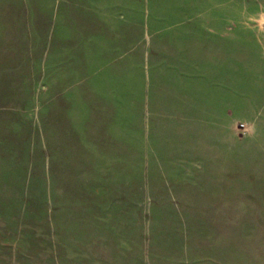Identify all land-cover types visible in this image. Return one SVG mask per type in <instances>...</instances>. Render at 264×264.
Instances as JSON below:
<instances>
[{
  "label": "rangeland",
  "instance_id": "rangeland-1",
  "mask_svg": "<svg viewBox=\"0 0 264 264\" xmlns=\"http://www.w3.org/2000/svg\"><path fill=\"white\" fill-rule=\"evenodd\" d=\"M68 1L0 0V264H264V0H112L111 66L65 51ZM158 51H228V113Z\"/></svg>",
  "mask_w": 264,
  "mask_h": 264
},
{
  "label": "crops",
  "instance_id": "crops-1",
  "mask_svg": "<svg viewBox=\"0 0 264 264\" xmlns=\"http://www.w3.org/2000/svg\"><path fill=\"white\" fill-rule=\"evenodd\" d=\"M68 5L73 6L74 11L73 14L65 17L70 26L69 35H65V51H121L117 58L107 63L108 66L116 65L119 61L118 58L123 56L127 58L128 53L132 55L134 51L133 18L129 17L128 22L127 10H125V15L121 12L118 13L119 7L121 8L123 5L112 0L68 1ZM125 9L127 8L125 7ZM151 52L155 54V51H147L146 63H144L148 70L151 66L149 58ZM167 53L168 56L172 54L175 57L171 63V70L174 74L173 80L176 81L175 87L178 88V104L181 105V111H185L187 106L192 108L194 105L202 103L204 107H208V111L219 117L218 120L222 119L229 110V104L224 100V90L228 87V51H158V55L166 57V61H159V68L162 65H168ZM98 67L100 71L103 69L101 65ZM95 83V78L85 79L81 82L78 81V87L96 88ZM90 92L93 97H89V99L93 100L88 102L93 103V107L89 111V118H91L90 114L95 112L97 96L95 90ZM81 97L85 104L84 100L88 99L85 98L86 96ZM81 108L79 107L75 112H79ZM68 117L69 120L77 118L84 121L87 118L84 113L81 115L69 113ZM179 118L186 121L187 118L193 119L195 116L181 114Z\"/></svg>",
  "mask_w": 264,
  "mask_h": 264
}]
</instances>
